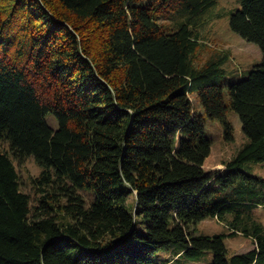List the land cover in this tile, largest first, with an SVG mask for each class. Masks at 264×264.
I'll return each mask as SVG.
<instances>
[{
	"label": "trees",
	"instance_id": "obj_1",
	"mask_svg": "<svg viewBox=\"0 0 264 264\" xmlns=\"http://www.w3.org/2000/svg\"><path fill=\"white\" fill-rule=\"evenodd\" d=\"M217 3L0 0V264H264V0L231 11L263 54L238 76L199 62ZM230 111L248 141L219 170L206 120L232 139ZM12 157L42 167L35 199ZM209 217L231 231L197 234ZM238 234L256 247L229 258Z\"/></svg>",
	"mask_w": 264,
	"mask_h": 264
},
{
	"label": "rangeland",
	"instance_id": "obj_2",
	"mask_svg": "<svg viewBox=\"0 0 264 264\" xmlns=\"http://www.w3.org/2000/svg\"><path fill=\"white\" fill-rule=\"evenodd\" d=\"M238 6L239 0H218L217 5L207 16V20L198 28V35L205 44L204 49L200 52L199 62H204L215 53H228L230 59L225 64V68L228 72H231L230 74L236 76L242 74L252 65L259 63L263 57L262 50L257 44L246 41L230 28L231 11ZM228 76L229 74L227 78ZM192 100L195 110L201 113L203 111L202 107L194 95H192ZM47 119L55 128L58 126V122L53 115H49ZM227 119L233 127L232 139L227 138L225 126L221 121L209 118L206 120V135L212 140L214 148L215 164L213 167L219 170H223L225 166L222 163L232 159L248 141V137L243 132L239 116L234 111H230ZM0 147L2 150L9 152L6 143H1ZM12 158L20 177L21 189L31 194L35 199L38 194L33 181L40 175L42 167L32 157L21 162L14 157ZM249 165L252 167L253 174L264 177V162H251ZM254 213L264 225V206L256 207ZM228 217L229 219L233 218L231 214ZM230 231L228 220L209 217L197 225L196 233L212 236ZM224 242L228 249L229 258L236 253L248 252L256 247L255 241L250 236L243 234H238L235 237H225ZM159 255H164L162 256L164 258H171V262L175 259L168 253H160ZM213 259L214 253L207 251L199 259L185 260L182 264H212Z\"/></svg>",
	"mask_w": 264,
	"mask_h": 264
}]
</instances>
